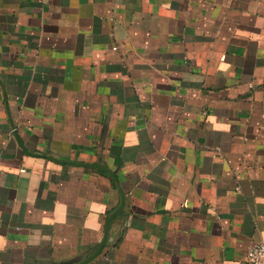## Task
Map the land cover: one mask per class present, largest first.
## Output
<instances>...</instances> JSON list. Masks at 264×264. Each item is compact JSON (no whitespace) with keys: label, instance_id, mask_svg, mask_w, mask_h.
<instances>
[{"label":"crops","instance_id":"crops-1","mask_svg":"<svg viewBox=\"0 0 264 264\" xmlns=\"http://www.w3.org/2000/svg\"><path fill=\"white\" fill-rule=\"evenodd\" d=\"M48 156L125 194L87 264H250L264 0H0V264L79 263L121 203Z\"/></svg>","mask_w":264,"mask_h":264},{"label":"water","instance_id":"water-1","mask_svg":"<svg viewBox=\"0 0 264 264\" xmlns=\"http://www.w3.org/2000/svg\"><path fill=\"white\" fill-rule=\"evenodd\" d=\"M48 157L55 160V161H59L61 163H67V164H71V165L98 166V165H92V164L77 163V162H73V161H64V160H60V159H57V158L52 157V156H48ZM98 167L103 169L104 171H107L113 177H115V179L117 181V186H118V189H119L120 195H121V203H120L119 207L107 218L106 223H105V227H104V236H103V239H102L99 247L93 253H91L87 258L83 259L82 261H80L77 264H87V263L91 262L92 260H94L95 258H97L102 253L104 247L106 246L108 234H109V231L111 229L114 218H115V216H117L118 214L121 213V211L124 207V204H125V194H124L123 189L119 183V180H118L116 173H114L111 169H109L107 167H104V166H98Z\"/></svg>","mask_w":264,"mask_h":264},{"label":"built area","instance_id":"built-area-1","mask_svg":"<svg viewBox=\"0 0 264 264\" xmlns=\"http://www.w3.org/2000/svg\"><path fill=\"white\" fill-rule=\"evenodd\" d=\"M113 49H117V46H114ZM247 261L250 264H264V239L254 242L250 246L247 252Z\"/></svg>","mask_w":264,"mask_h":264}]
</instances>
